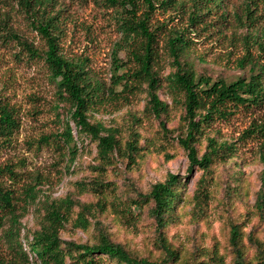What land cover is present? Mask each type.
Returning <instances> with one entry per match:
<instances>
[{
    "label": "trees",
    "instance_id": "16d2710c",
    "mask_svg": "<svg viewBox=\"0 0 264 264\" xmlns=\"http://www.w3.org/2000/svg\"><path fill=\"white\" fill-rule=\"evenodd\" d=\"M91 4L99 10H112L121 33L113 52L114 69L109 87L93 76L87 58H70L63 48L73 23L71 9ZM157 14L168 19L167 24H156ZM176 19L178 22L170 28L166 39L173 71L167 76L164 87L173 102L183 104L185 108L186 135L179 138V142L188 152L189 170L194 167L203 170L194 195V199L200 201L201 197H207L203 190L206 175L211 173L215 160L231 159L237 151L234 143L220 142L209 135L211 124L229 120L240 109L264 110L262 0H0V43L13 46L18 50L16 55L29 61H44L51 81L56 84L59 100L70 105L71 119L77 129L78 136L75 137L70 122H66L62 132L43 135L38 142L55 147L70 161L79 156L78 139L87 136L96 142L100 164L95 169L100 172L99 177L80 186L99 199L95 205L83 206L75 219L77 228L87 230L90 221L86 214H92L96 209L102 211L106 206L104 196L113 189L111 184L103 181L106 166L112 165L116 158L137 163L139 152L137 135L124 144L115 129L107 128L102 122H91V115L127 104L144 89L149 97L145 111L156 116L168 113L169 105L158 94L163 88L162 76L157 69L158 48L160 32ZM29 33L36 34L44 42L45 49L36 45ZM199 33L217 34L224 43L238 48L242 56L237 60V67L243 70V76L232 82L198 77L182 59L196 44L191 36L197 37ZM122 50L126 54L125 60L118 57ZM20 127V109L0 97V150L13 145ZM242 138L263 142L261 160L264 164V120L253 121ZM203 139L207 141V150L199 157L196 144ZM1 174L9 175L13 182H4ZM21 183L11 165L0 169V244L2 238L8 242V259H0L2 264H103L105 258L117 264H168L178 258L177 251L162 232L170 224L182 199L183 183L178 175L169 174L149 192L138 193V199L133 202L139 208L153 204L150 213L157 224L158 241L164 251V256L155 260L133 254L107 235H101L96 243L63 240L61 232L70 221L74 207L70 198L51 201L44 196L47 213L37 215L42 220L41 227L25 236L26 249L22 240V219L29 207L37 204L44 194V182L37 177L26 184ZM257 208L260 212L264 210L262 191ZM7 223L10 228L1 235ZM240 238L241 232L234 226L230 243L236 254L235 264H244ZM251 241L260 250L259 264H264V244L255 238ZM214 262L218 260L215 258Z\"/></svg>",
    "mask_w": 264,
    "mask_h": 264
},
{
    "label": "rangeland",
    "instance_id": "374dc122",
    "mask_svg": "<svg viewBox=\"0 0 264 264\" xmlns=\"http://www.w3.org/2000/svg\"><path fill=\"white\" fill-rule=\"evenodd\" d=\"M262 6L264 8V0ZM71 11L73 23L63 43L64 52L70 58H87L93 76L109 87L114 69L113 52L121 38L114 12L99 10L92 4L85 8L75 6ZM156 16V24H167L168 19ZM173 21L160 32L157 64L163 83L158 94L169 105L168 113L156 116L146 112L149 97L144 89L127 104L91 115V122H102L107 128L115 129L124 144L138 136L139 152L137 163L116 158L112 165L106 166L103 181L113 189L104 196L106 206L102 211L96 209L86 214L90 221L87 230L77 228L75 219L83 206L95 205L99 199L80 186L99 177L100 172L95 169L100 164L96 142L87 136L78 139L80 153L74 161L64 158L55 147L38 142L43 135L62 132L66 122H70L74 136H78L70 105L59 100L56 84L51 81L44 61H29L16 55L18 50L13 46L0 43V97L20 109L21 119L13 145L0 150V169L11 165L21 184L37 177L44 182V194L22 219V240L26 249L25 236L41 227L42 220L37 215L47 213L46 196L51 201L70 198L74 202L71 219L61 232L63 240L96 243L101 235H107L139 257L161 259L164 251L158 241L157 224L150 213L153 204L139 208L133 202L138 199V193L149 192L154 184L175 174L183 183L182 199L162 232L177 251L178 258L168 264H235L236 254L230 243L234 226L241 232L244 264L261 262L260 250L251 239L264 244V210L260 212L257 208L259 194L264 192L263 142L244 140L242 136L253 121L264 120V110L240 109L229 120L211 124L209 135L220 142L234 143L237 151L231 159L215 160L211 173L206 175L203 190L207 197L196 201L194 195L203 170L198 167L189 170L188 152L179 142V138L186 135L185 108L173 102L164 87L167 76L173 71L166 47L168 31L178 22L177 19ZM199 34L191 36L196 44L182 59L198 77L232 82L243 76V70L237 67V60L242 56L238 48L224 43L217 34ZM29 38L45 49L44 42L36 34L29 33ZM118 57L125 60V51H119ZM196 147L198 156L202 157L207 150L206 139ZM1 180L13 182L7 174ZM9 228L7 223L1 235ZM7 250V239L2 238L0 259H8ZM103 264L117 263L105 258Z\"/></svg>",
    "mask_w": 264,
    "mask_h": 264
}]
</instances>
